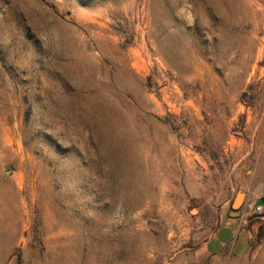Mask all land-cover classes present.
<instances>
[{"label":"rangeland","instance_id":"374dc122","mask_svg":"<svg viewBox=\"0 0 264 264\" xmlns=\"http://www.w3.org/2000/svg\"><path fill=\"white\" fill-rule=\"evenodd\" d=\"M263 196L264 0H0V264H264Z\"/></svg>","mask_w":264,"mask_h":264},{"label":"crops","instance_id":"0c3cea01","mask_svg":"<svg viewBox=\"0 0 264 264\" xmlns=\"http://www.w3.org/2000/svg\"><path fill=\"white\" fill-rule=\"evenodd\" d=\"M231 222V225H229L230 223H227L225 226L221 227L214 235V237L208 241V243L206 244L208 251L217 254L226 247L231 246L237 254L241 255L245 253L249 241L248 232L246 230L240 231V228L237 225L236 221L233 220ZM231 230L234 231L232 240L229 239V233L231 232Z\"/></svg>","mask_w":264,"mask_h":264},{"label":"built area","instance_id":"2783aa9c","mask_svg":"<svg viewBox=\"0 0 264 264\" xmlns=\"http://www.w3.org/2000/svg\"><path fill=\"white\" fill-rule=\"evenodd\" d=\"M259 200L262 201L263 204H257L256 202L252 203L248 201L243 206V217L241 222L243 225L247 224L248 217H260L264 215V196Z\"/></svg>","mask_w":264,"mask_h":264},{"label":"water","instance_id":"95a60500","mask_svg":"<svg viewBox=\"0 0 264 264\" xmlns=\"http://www.w3.org/2000/svg\"><path fill=\"white\" fill-rule=\"evenodd\" d=\"M242 201H243V195H239L232 205V212L230 214L231 217H236L237 215H239L238 210L242 204Z\"/></svg>","mask_w":264,"mask_h":264},{"label":"trees","instance_id":"16d2710c","mask_svg":"<svg viewBox=\"0 0 264 264\" xmlns=\"http://www.w3.org/2000/svg\"><path fill=\"white\" fill-rule=\"evenodd\" d=\"M257 204H263V202L259 200V201H257Z\"/></svg>","mask_w":264,"mask_h":264}]
</instances>
